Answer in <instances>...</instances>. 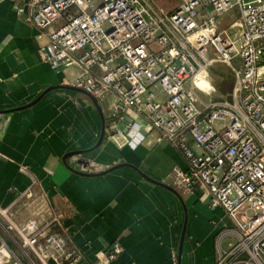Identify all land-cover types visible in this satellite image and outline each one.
<instances>
[{"label": "built area", "instance_id": "obj_1", "mask_svg": "<svg viewBox=\"0 0 264 264\" xmlns=\"http://www.w3.org/2000/svg\"><path fill=\"white\" fill-rule=\"evenodd\" d=\"M23 1L12 0L13 7L39 31L38 39L46 38L41 60L52 70L76 68L71 86L96 102L112 97L115 133L130 147L153 132L157 144L173 145L187 166L171 171L170 187L199 193L210 210L222 208L233 222L237 241L216 264H264V0H179L170 12L155 0ZM232 11L242 28L237 38L220 27ZM234 61L231 98H200L209 92L196 86V74L214 62ZM0 213L39 264H87L63 233L52 230L61 226L54 212L22 226ZM121 253L113 242L100 264ZM11 258L1 244L0 264Z\"/></svg>", "mask_w": 264, "mask_h": 264}, {"label": "crops", "instance_id": "obj_2", "mask_svg": "<svg viewBox=\"0 0 264 264\" xmlns=\"http://www.w3.org/2000/svg\"><path fill=\"white\" fill-rule=\"evenodd\" d=\"M229 13L220 27L237 38L239 16ZM38 35L12 0H0V211L17 226L54 212L61 226L52 230L87 264H100L115 241L122 253L111 264H173L172 256L175 264H216L237 241L233 222L199 193L157 184L171 185V171L187 166L183 155L157 144L156 132L130 147L115 133L113 98L98 103L74 89L78 70L44 63L39 47L46 38ZM229 67L233 85L219 80L222 97L234 88L239 63ZM1 244L11 251L10 264H39L0 213Z\"/></svg>", "mask_w": 264, "mask_h": 264}, {"label": "rangeland", "instance_id": "obj_3", "mask_svg": "<svg viewBox=\"0 0 264 264\" xmlns=\"http://www.w3.org/2000/svg\"><path fill=\"white\" fill-rule=\"evenodd\" d=\"M93 2H94V4H96L97 0H94ZM155 3H156V6H159V7L163 8L164 10L170 12L178 5L179 0H155ZM231 14L232 13H229L224 17V22H223L224 27H227L228 24L230 23L229 19H230ZM207 56L210 57V54H208ZM207 71H208L210 78L205 72H202L201 75H202V77L205 78V81L207 82V84H211V90L199 89V90L204 91V92H207V91L209 92L206 95L203 93L202 94L199 93L200 98H202L204 101H209V100L216 101V100H221L222 98L230 99L233 89L232 90L229 88L223 89L227 92V94H224V96L222 97L220 94L219 88H218V86H219L218 84H219V80L222 77H225V78H227V81L225 83H230V85L231 84L233 85L234 73L232 71V68H230L228 65H226L224 63L214 62L207 67ZM196 81L197 80H195V82ZM216 82H218V83L216 84ZM185 87L187 89H189L190 85L186 84ZM205 87L207 88V85ZM190 146L193 147L192 144H190ZM161 184H164V183L162 182ZM164 185H166V184H164Z\"/></svg>", "mask_w": 264, "mask_h": 264}, {"label": "bare ground", "instance_id": "obj_4", "mask_svg": "<svg viewBox=\"0 0 264 264\" xmlns=\"http://www.w3.org/2000/svg\"><path fill=\"white\" fill-rule=\"evenodd\" d=\"M202 72H205V71H200L199 73L196 74L195 76V80H197L195 82L196 86L199 88V89H207L205 86L208 85L207 82L205 81V78L202 77L201 73ZM206 73V72H205ZM207 74V73H206ZM208 75V74H207ZM207 78V77H206ZM207 80V79H206Z\"/></svg>", "mask_w": 264, "mask_h": 264}, {"label": "water", "instance_id": "obj_5", "mask_svg": "<svg viewBox=\"0 0 264 264\" xmlns=\"http://www.w3.org/2000/svg\"><path fill=\"white\" fill-rule=\"evenodd\" d=\"M75 89V88H74ZM77 90V89H76ZM77 91H80V90H77ZM80 92H82V91H80ZM84 93V92H83ZM157 184H159L160 186H162V187H164V188H166V189H168V190H170V191H173V188H171L170 186H168V185H164V184H160V183H157Z\"/></svg>", "mask_w": 264, "mask_h": 264}, {"label": "clouds", "instance_id": "obj_6", "mask_svg": "<svg viewBox=\"0 0 264 264\" xmlns=\"http://www.w3.org/2000/svg\"><path fill=\"white\" fill-rule=\"evenodd\" d=\"M207 89H208V90H211V84H208V85H207Z\"/></svg>", "mask_w": 264, "mask_h": 264}]
</instances>
